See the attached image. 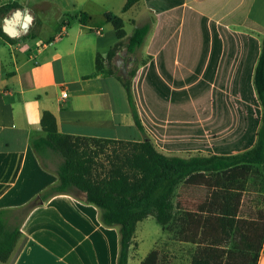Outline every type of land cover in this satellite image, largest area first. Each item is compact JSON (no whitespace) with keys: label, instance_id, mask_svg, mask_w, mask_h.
Listing matches in <instances>:
<instances>
[{"label":"crops","instance_id":"0c3cea01","mask_svg":"<svg viewBox=\"0 0 264 264\" xmlns=\"http://www.w3.org/2000/svg\"><path fill=\"white\" fill-rule=\"evenodd\" d=\"M125 2L71 0L68 5L59 0L64 10L56 19L57 31L40 29L36 4L31 25L39 37L22 46L0 37V210L21 208L57 183L54 168L43 169L32 147L43 136V112L53 115L59 134L147 139L164 156L230 157L254 146L261 106L253 74L264 37V3L140 0L124 12ZM81 13L88 17L85 23L79 21ZM106 14L122 20V42L135 27L151 21L138 52L149 59L131 82L143 132L134 126L121 83L106 70L95 69L96 56L105 57L119 41ZM116 61L118 72L121 63L130 65L125 49ZM259 170L264 177V163ZM227 175L198 172L193 180H184L171 197L173 214L182 219L183 212L220 206L229 184L239 181ZM236 192L239 218L248 219V209L253 211L244 205L249 193ZM181 224L174 222L164 232L152 216L138 221L128 264H142L153 250L165 263L182 259L190 264L195 245L180 241L187 236ZM118 239V228L102 225L98 209L81 195H57L29 212L10 259L0 264H116ZM257 264H264V242Z\"/></svg>","mask_w":264,"mask_h":264},{"label":"trees","instance_id":"16d2710c","mask_svg":"<svg viewBox=\"0 0 264 264\" xmlns=\"http://www.w3.org/2000/svg\"><path fill=\"white\" fill-rule=\"evenodd\" d=\"M139 1L126 0L123 11ZM18 7L13 2L0 7V12ZM87 19L86 14H80V23ZM105 19L119 41L105 57L96 56L95 69L106 70L121 83L134 126L143 132L131 82L138 67L149 59L137 61V55L150 32L151 21L135 27L127 41L122 42L125 37L122 20L111 14H106ZM0 37L11 45L15 43L1 28ZM122 49L130 64L124 75L115 65ZM253 87L261 106L256 142L249 150L230 157L179 158L158 153L147 139L128 142L63 135L58 133L53 115L43 112L40 120L43 136L33 140L32 147L43 169H51L47 163L51 157L59 158L53 169L57 183L21 208L0 210V262L10 259L20 238L21 223L33 208L57 195H81L85 203L98 209L102 225L118 228L116 264H128V249L136 224L149 216L154 217L164 232H170L174 222L182 221L187 236L180 241L195 245L190 264H257L264 242V177L259 170L264 163V37L253 74ZM223 171L228 174L240 171L245 177L236 181L237 185L229 184L220 206H207L195 213L183 212L182 219L173 214L171 197L180 183L193 180L198 172ZM236 191L261 195L260 205L252 213L248 209V219L239 218L241 198ZM216 194L214 192L211 198ZM232 241L235 244L230 246ZM142 264H164V258L153 250Z\"/></svg>","mask_w":264,"mask_h":264},{"label":"rangeland","instance_id":"374dc122","mask_svg":"<svg viewBox=\"0 0 264 264\" xmlns=\"http://www.w3.org/2000/svg\"><path fill=\"white\" fill-rule=\"evenodd\" d=\"M65 4H70L71 0H61ZM18 3H20L21 6L18 8H11L6 11L0 12V28L4 25V20L10 18L13 13L16 10H20L22 13H29L31 15L32 11H34V5H39V22H40V29L42 31H50L59 29V26L56 24V19L60 15V13L64 10V7L59 3V0H17ZM13 2H10L9 0H0V7L6 5V4H12ZM264 3V0H258L257 5ZM146 19H148V16L146 15ZM75 25V24H74ZM129 28H127V31ZM38 30L36 29V26H32L31 24L28 27V30L26 33H22L16 37H14L15 41L19 43L20 46L24 45L25 43L31 41L35 35L38 36ZM142 59L141 56L137 55V61H140ZM120 69V72L124 75L130 65H127L125 62L121 63L118 66ZM59 162V158L51 157L47 163L50 168H54L55 165ZM229 179H235L237 180H243L245 175L241 173L240 171H234L233 173H230L227 175ZM249 194L246 195V198L248 196V199L245 198L244 205L251 207L253 210L256 209L257 206L260 205V202L262 201L260 198V194L257 192H248ZM182 251V250H181ZM182 260V259H181ZM181 260L179 261V264H182ZM164 264H169L168 260Z\"/></svg>","mask_w":264,"mask_h":264},{"label":"water","instance_id":"95a60500","mask_svg":"<svg viewBox=\"0 0 264 264\" xmlns=\"http://www.w3.org/2000/svg\"><path fill=\"white\" fill-rule=\"evenodd\" d=\"M31 22L32 17L29 13H22L20 10H16L10 18L4 20L1 30L8 37L14 38L22 33H26ZM119 62V60L116 61L117 64Z\"/></svg>","mask_w":264,"mask_h":264},{"label":"built area","instance_id":"2783aa9c","mask_svg":"<svg viewBox=\"0 0 264 264\" xmlns=\"http://www.w3.org/2000/svg\"><path fill=\"white\" fill-rule=\"evenodd\" d=\"M62 96H64V97H65V96H66V94H63Z\"/></svg>","mask_w":264,"mask_h":264},{"label":"bare ground","instance_id":"6f19581e","mask_svg":"<svg viewBox=\"0 0 264 264\" xmlns=\"http://www.w3.org/2000/svg\"><path fill=\"white\" fill-rule=\"evenodd\" d=\"M21 18H22V16H21Z\"/></svg>","mask_w":264,"mask_h":264}]
</instances>
